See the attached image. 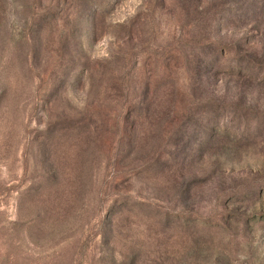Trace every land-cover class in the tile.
Here are the masks:
<instances>
[{
  "label": "rangeland",
  "instance_id": "1",
  "mask_svg": "<svg viewBox=\"0 0 264 264\" xmlns=\"http://www.w3.org/2000/svg\"><path fill=\"white\" fill-rule=\"evenodd\" d=\"M0 264H264V0H0Z\"/></svg>",
  "mask_w": 264,
  "mask_h": 264
}]
</instances>
